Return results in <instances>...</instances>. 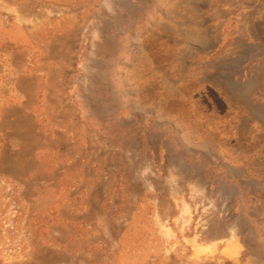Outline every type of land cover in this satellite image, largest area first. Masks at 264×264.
Masks as SVG:
<instances>
[{"label": "rangeland", "instance_id": "obj_1", "mask_svg": "<svg viewBox=\"0 0 264 264\" xmlns=\"http://www.w3.org/2000/svg\"><path fill=\"white\" fill-rule=\"evenodd\" d=\"M179 219L264 264V0H0V264H181Z\"/></svg>", "mask_w": 264, "mask_h": 264}, {"label": "crops", "instance_id": "obj_2", "mask_svg": "<svg viewBox=\"0 0 264 264\" xmlns=\"http://www.w3.org/2000/svg\"><path fill=\"white\" fill-rule=\"evenodd\" d=\"M196 226L197 222L180 219L171 224L174 237L172 242L164 243L167 246L162 258L173 256L181 264H247L249 250L239 239L234 225L219 222L216 227L215 222H206L202 229ZM229 244L233 247L232 253L225 250Z\"/></svg>", "mask_w": 264, "mask_h": 264}]
</instances>
